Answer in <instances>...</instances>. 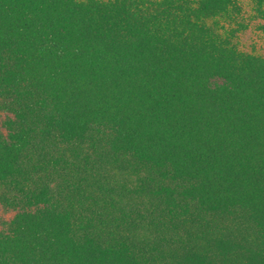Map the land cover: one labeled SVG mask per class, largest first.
Here are the masks:
<instances>
[{
	"label": "trees",
	"instance_id": "1",
	"mask_svg": "<svg viewBox=\"0 0 264 264\" xmlns=\"http://www.w3.org/2000/svg\"><path fill=\"white\" fill-rule=\"evenodd\" d=\"M264 0H0V264H264Z\"/></svg>",
	"mask_w": 264,
	"mask_h": 264
},
{
	"label": "rangeland",
	"instance_id": "2",
	"mask_svg": "<svg viewBox=\"0 0 264 264\" xmlns=\"http://www.w3.org/2000/svg\"><path fill=\"white\" fill-rule=\"evenodd\" d=\"M242 47L248 51H252L258 54H264V35L254 31L249 30L247 34L242 37ZM8 213H5L0 207V218H6Z\"/></svg>",
	"mask_w": 264,
	"mask_h": 264
}]
</instances>
